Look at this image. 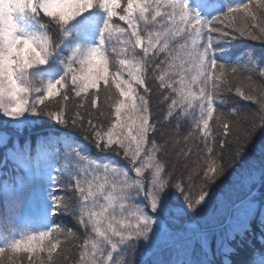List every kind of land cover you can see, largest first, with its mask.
I'll use <instances>...</instances> for the list:
<instances>
[{
	"label": "snow or ice",
	"instance_id": "obj_1",
	"mask_svg": "<svg viewBox=\"0 0 264 264\" xmlns=\"http://www.w3.org/2000/svg\"><path fill=\"white\" fill-rule=\"evenodd\" d=\"M96 7L105 13L98 46L75 50L64 63L63 76L54 82L41 78L36 87L15 78L13 87L0 83V118L6 126L18 131L37 123L30 117L41 116L53 122L48 132L37 136L35 147L30 137L21 146L19 135L0 134L6 162L23 173L16 177L19 187L34 190L47 184L45 219L59 209H71L85 232L90 230L79 245L78 264H134L128 254L142 243L177 256L187 255L195 243L201 253L197 259L156 264H215L213 247L228 257L237 240L242 242L257 226L264 244V194L258 205L252 191L254 172L239 182L247 192L235 200L229 196L217 206L210 191L244 160L257 121L264 128V57L253 56L241 72L218 63L215 55L217 47L236 34L264 44V0L229 3L226 10L190 0H93L82 14ZM109 49L119 65L112 73ZM94 55L102 56L106 72L89 77L87 64ZM101 82L105 92L114 85L119 98L105 94L101 100ZM221 92L258 108L242 118L244 125L222 112L214 115ZM154 104L164 106L155 120ZM197 109L194 126L181 139L172 138L178 150L169 153L167 140L157 144L156 135L163 136L173 121L179 125ZM233 109L231 116L241 110L237 105ZM259 183L264 187V165ZM19 198L13 187L8 195L13 217ZM184 218L193 222L175 223ZM61 235L78 239L60 226L22 231L19 239L13 231L12 238L4 237L0 244V264H17V259L20 264H56L57 253L67 262L68 246L62 247Z\"/></svg>",
	"mask_w": 264,
	"mask_h": 264
},
{
	"label": "trees",
	"instance_id": "obj_2",
	"mask_svg": "<svg viewBox=\"0 0 264 264\" xmlns=\"http://www.w3.org/2000/svg\"><path fill=\"white\" fill-rule=\"evenodd\" d=\"M248 2V0H190V3L195 5H207L212 4L219 8L221 6L226 7L229 3ZM35 17V18H34ZM105 19V13L99 8H93L90 11L82 14L71 22L63 32H60L56 28L50 25L48 18L44 17L42 13L39 15L35 13L25 12L22 15L19 25L28 32H40L47 31L50 35L53 43V56L49 59L48 63L41 66L36 72L45 80L55 81L63 76L65 72L64 63L72 53L79 49L83 52L88 47L98 46L100 30L102 28ZM116 23L122 24L117 18H114ZM41 24L47 25L46 28H41ZM115 43V41H113ZM139 51V50H137ZM109 57V73H112L115 68L119 67L117 58H115L109 49L107 53ZM218 63H225L226 66H237L243 72V68L247 66L248 61L255 56L257 59L264 57V44L259 41H252L244 37H240L236 34V37L229 38L222 42L215 51ZM111 79V76H110ZM71 84L69 83V87ZM142 92V89H138ZM247 91V89H244ZM95 89H90L89 92H95ZM111 95L113 100L119 98L118 92L113 85L111 88L104 90L103 83L101 82V100L104 95ZM35 95V94H34ZM223 101V103L221 102ZM111 103V101H109ZM217 115L223 113L224 116L232 122H237L244 125L243 117L248 116L254 112L258 105L239 100L235 95L227 92H221L216 100ZM233 105H237L241 110L236 116H231L229 113L233 112ZM163 105H153V119H156L157 111L163 109ZM199 111L195 110L194 114L182 118L179 125L173 121L172 125L164 129V135H156V142L158 145H164L165 141H168L169 153L174 148L178 150L179 146L172 145V138L181 139V137L194 126V118H198ZM31 120H36L37 123L25 128H21L18 131L11 126H6V120L0 118V134L7 133L9 136L15 138L19 135L20 145L22 146L26 138H31L32 145L35 147L37 143V136L49 131V125L53 122L47 117H30ZM246 126V125H245ZM179 133V135H177ZM251 141L247 145V155L243 161L238 162L235 165L234 172L228 175L226 178H222L217 184L213 185L210 191L214 192L217 206H220L222 202H227L229 196L233 200L238 195H243L247 192V188L241 189L240 181L249 172H254L257 177V183L252 190L254 195L257 196V204H260L262 194H264V187L259 183L260 169L264 165V128L261 127L259 121H257V127L251 131ZM218 140L222 141L224 137L218 136ZM12 146V141L9 140L8 147ZM93 154L97 157H102L103 154L96 153L93 150ZM110 159L118 160L123 166H128L127 162L122 158L113 157L109 154ZM170 159H174L171 156ZM226 163V161H224ZM231 171V168H230ZM23 175L21 172H17L14 169V165L10 162H6V149L0 146V244L3 243V238H12V232L15 231V238H20L22 231L37 232L44 229L46 226L56 227L60 226L62 230L67 228L73 231L78 237L77 240L65 239L64 235L60 236L62 247L67 244V252L70 259L66 262L63 256L59 253L56 254V264H78L79 260V245L86 238L89 232H85L82 225L78 223V215L73 216L69 211L59 209L55 215L49 213L47 219H45V209L49 207L48 201V186L47 184L38 185L34 190L28 188H20L17 184L16 177ZM67 178L62 177L61 182H66ZM15 187L20 193L18 215L13 217L8 210V195L11 189ZM182 203V200H181ZM264 207V206H262ZM259 221V212H257V224ZM193 221L184 218L182 221L177 220V225H187ZM212 252L214 255L211 257L214 259L215 264H223L225 259L230 261V264H261L264 261V244H262V233L257 226L256 229L249 231L246 237L241 242L237 240L235 251L228 257L222 256L213 247ZM147 257L142 264H156L160 260L169 259H197L201 258V253L195 243L193 247L188 250V254L181 252L178 256L176 253L162 248L160 246H152L149 248L146 244H141L136 250L128 254V259L137 264L147 254ZM10 255V253L6 254ZM22 258V254H18ZM17 264H20V260L17 259Z\"/></svg>",
	"mask_w": 264,
	"mask_h": 264
},
{
	"label": "clouds",
	"instance_id": "obj_3",
	"mask_svg": "<svg viewBox=\"0 0 264 264\" xmlns=\"http://www.w3.org/2000/svg\"><path fill=\"white\" fill-rule=\"evenodd\" d=\"M33 2L35 11L32 10ZM92 3L93 0H29L25 5L24 0H0V83L13 87L15 78L29 87H36L42 78L36 70L46 65L54 54L47 31L28 32L19 25L25 7L29 9L27 12L42 13L51 26L63 32ZM46 27L41 24L42 29ZM86 70L89 77L105 74L102 56H92Z\"/></svg>",
	"mask_w": 264,
	"mask_h": 264
}]
</instances>
